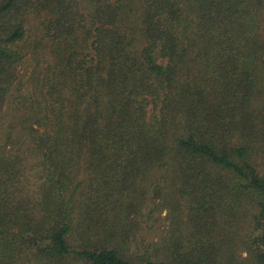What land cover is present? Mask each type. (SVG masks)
I'll list each match as a JSON object with an SVG mask.
<instances>
[{
	"label": "trees",
	"instance_id": "obj_1",
	"mask_svg": "<svg viewBox=\"0 0 264 264\" xmlns=\"http://www.w3.org/2000/svg\"><path fill=\"white\" fill-rule=\"evenodd\" d=\"M88 1L85 15L77 0H0V112L17 65L36 63L26 137L10 133L0 152V264H166L130 252V218L134 183L170 161L191 187V231L183 254L173 238L168 264H218L219 222L246 204L261 231L249 250L264 264V111L252 106L264 0ZM136 2L138 51L123 20ZM32 15L43 32L31 39ZM49 121L52 133L34 128Z\"/></svg>",
	"mask_w": 264,
	"mask_h": 264
},
{
	"label": "rangeland",
	"instance_id": "obj_2",
	"mask_svg": "<svg viewBox=\"0 0 264 264\" xmlns=\"http://www.w3.org/2000/svg\"><path fill=\"white\" fill-rule=\"evenodd\" d=\"M80 11L88 15L93 6L88 0H77ZM133 10L124 16V22L136 27L133 33L135 42L133 50H140L145 44V37L140 30L142 24V7L140 2L133 3ZM27 34L29 38L42 35L43 29L38 16L32 15L28 21ZM35 62L30 54L17 65V76L12 91L4 99L0 112V152H7L10 146L6 144L10 133L16 138L17 133L22 132L21 121L25 122L26 112L30 109V96L33 91L32 73ZM252 106L264 111V66L259 71L258 86L252 100ZM43 112L37 116L42 117ZM35 120V119H34ZM34 123V128L40 132L52 133V122L47 125ZM27 127L28 124L25 123ZM257 171L264 176V151L255 155ZM75 180L81 183V187L86 192L89 189V176L79 168L73 171ZM183 182L179 168L170 161L163 167H152L149 172L134 183L132 194L140 204L139 211L130 220L136 227L133 232V240L130 242V252L143 255L147 252L154 253L156 260L168 264V257L173 250L172 240L178 238L181 248L179 254L190 250V214L191 199L187 190L191 187ZM251 204L244 205L239 213V217L233 224L226 223L225 220L219 222L217 228V238L219 245H223L222 252L218 257V264H258L256 258L249 250L247 240L261 233L254 231L253 214L257 213ZM121 227V224H120ZM255 247V246H254Z\"/></svg>",
	"mask_w": 264,
	"mask_h": 264
}]
</instances>
